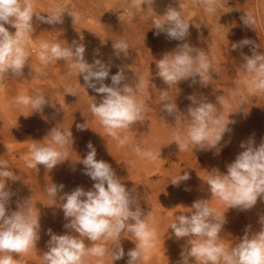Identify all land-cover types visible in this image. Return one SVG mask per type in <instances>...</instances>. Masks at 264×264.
<instances>
[{"label":"rangeland","instance_id":"obj_1","mask_svg":"<svg viewBox=\"0 0 264 264\" xmlns=\"http://www.w3.org/2000/svg\"><path fill=\"white\" fill-rule=\"evenodd\" d=\"M32 3L37 14L65 13L63 22L57 24L37 21L34 16L35 32L26 44L29 59L23 69L24 76L8 74L0 80V160L7 162L8 170L14 171L17 179L8 181L13 193L10 210L15 211L17 202L28 199L32 212L40 215L41 225L36 248L16 256L15 264H46L43 252L47 251L50 239L48 229L60 235L68 231L64 228L67 221L63 211L58 208L61 205L53 206L47 188L52 183L64 185L63 192H71L77 186L86 191L92 188L94 182L83 174L84 166L79 163L88 152L89 142L96 149L97 160L108 162L121 182L133 188L149 226L156 230L154 247L137 264H177L187 241V238L178 240L169 229L177 215L191 212L189 207L198 199H209L215 213L222 215L227 211V204L211 198L203 182L207 170L218 168L226 172V166L243 151L242 142L253 139L258 146L264 139V93L247 92L250 78L245 79L246 73L241 67L243 56H251L253 50L264 53V0H215L213 12L205 10L204 0H154L151 6L145 4L142 8L134 6L135 0H32ZM170 7L179 10L190 22L187 42L202 50L215 70L206 87L199 83L192 85L191 81L167 87L157 75L156 61L182 43L167 39L163 33L155 35L153 20L163 16ZM246 14L254 20L252 26L243 23L242 17ZM5 27L15 32L11 25ZM121 39L129 45L127 57L114 54L112 44ZM245 39L252 43L232 49L233 43ZM42 42L85 45L84 55L89 63L100 59L111 66L109 78L104 81L108 85H111V75L123 69L127 76L125 83L135 86L137 97L145 104L141 120L119 132L121 137H127L124 145L109 136L91 112L94 98L99 102L102 97L83 87V77H77L70 67L72 61L53 60L43 64L39 60ZM164 91L173 101L176 99L179 111L184 114L193 106L188 99L190 95L197 101L206 99L213 103L217 97L223 98V106L216 105L220 119L225 124L229 119L234 123L229 125L231 131L221 141L219 155L215 149L193 153L191 145L179 151L173 141L178 134L186 136L187 123L183 114L175 119L161 111ZM21 95H43L55 108L46 105L43 113H33L30 106H17L15 99ZM77 124L89 129L78 130ZM53 127L72 132L74 143L69 137L66 146L68 160L53 169L43 165L29 168L26 160L30 158L31 145L43 143ZM136 146L142 152H153L155 159L136 153ZM183 171H188L191 178L178 187L172 185L173 178ZM261 216H264V201L260 200L248 211L229 209L221 232L225 247L238 243L246 228L250 233L258 232ZM124 237L121 244L125 256L114 264H127V252L135 247L134 236L125 233ZM103 243L111 249L113 241ZM87 264H112L111 253L103 258L89 257Z\"/></svg>","mask_w":264,"mask_h":264},{"label":"clouds","instance_id":"obj_2","mask_svg":"<svg viewBox=\"0 0 264 264\" xmlns=\"http://www.w3.org/2000/svg\"><path fill=\"white\" fill-rule=\"evenodd\" d=\"M153 2L135 0L134 6L142 8V5L151 6ZM214 4L215 0H204L205 10L213 12ZM64 13H46L45 16L35 12L32 0H0V80L8 74L24 76L23 69L29 59L26 44L35 32L34 16L37 21L57 24L63 22ZM157 17L153 20V27L157 30L155 35L163 33L169 40L182 42L156 61L157 75L167 87L178 86L183 81L206 87V82L215 70L209 57L187 42L190 22L181 16L179 10L171 7L163 16ZM242 21L246 26L254 24L248 14L242 17ZM5 25H11L15 32H10ZM250 43L245 39L233 43L232 49ZM39 47L38 56L43 64L53 60L72 61L70 67L76 71L77 77H83V87L92 89L102 97L99 102L94 98L90 105L91 112L99 119L107 134L124 145L127 137H121L119 132L130 129L141 120L145 104L137 97L135 86L125 83L127 76L123 69L111 75V85H108L104 81L109 78L111 66L100 59L89 63L84 55L85 45L73 42L62 46L60 43L42 42ZM112 47L117 57L121 54L128 56L129 45L125 40L116 41ZM243 60L241 67L246 73L245 79L250 78L247 92L251 95L264 93V53L253 50V54L243 56ZM67 94L75 96L74 92ZM188 99L193 106H189L187 114H184L179 111L176 99L173 101L167 91L161 97V111L175 119L183 114L187 123L186 136L178 134L173 142H176L179 151L191 145L193 153L194 150L215 149V154L219 155L222 150L219 147L221 141L231 131L229 125L234 123L229 119L225 124L220 119L216 105L223 106V98L217 97L215 103L206 99L197 101L193 95ZM15 103L17 106H30L33 113H43L46 105L55 108L43 95H21L15 99ZM83 125L77 124L76 127L81 131L89 129ZM69 137L73 145L70 130L51 128L43 138V143L31 145L27 166L38 168L43 165L53 169L68 160L66 146ZM87 148V154L79 163L84 166L83 174L94 182L92 188L86 191L77 186L71 192H63L64 185L55 183L47 188L48 195L53 198V206L56 203L61 205L58 208L63 211L67 221L64 228L68 231L60 235L48 229L50 239L47 251L43 252V260L46 264H87L89 257L103 258L110 252L114 264L125 256L121 241L126 239L124 234L127 233L135 237V247L127 252V264H137L143 254L154 247L156 230L149 226L146 212L141 208L133 188L129 189L121 182L108 162L97 160L96 149L91 142ZM241 148L243 151L226 166V172L213 168L207 170L208 174L203 178L211 198L216 197L225 202L227 211H248L258 200L264 201V139L258 146L253 139H249L241 143ZM134 150L141 156L155 159L151 151L142 152L139 146ZM15 177V172L8 170L7 162L0 160V264H15V257L36 248L40 239V215L32 212L28 199L17 202L15 211L10 210L13 193L8 187V181L17 180ZM190 178V173L183 171V174L173 178L171 184L178 187ZM189 208L191 212L178 214L175 222L169 226L178 240L187 238L186 247L177 264H264V216L260 217L261 228L258 232L250 233V229L246 228L238 243L225 247L221 232L226 223L227 211L222 215L215 213L209 206V199L195 200ZM108 240L113 241L111 249L104 246L103 242Z\"/></svg>","mask_w":264,"mask_h":264}]
</instances>
